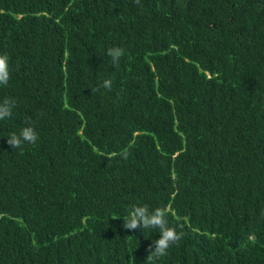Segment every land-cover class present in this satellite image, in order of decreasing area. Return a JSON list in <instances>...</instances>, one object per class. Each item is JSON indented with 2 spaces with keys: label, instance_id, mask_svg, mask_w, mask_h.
I'll return each mask as SVG.
<instances>
[{
  "label": "trees",
  "instance_id": "16d2710c",
  "mask_svg": "<svg viewBox=\"0 0 264 264\" xmlns=\"http://www.w3.org/2000/svg\"><path fill=\"white\" fill-rule=\"evenodd\" d=\"M0 54V264H145L134 205L158 264H264V0H0Z\"/></svg>",
  "mask_w": 264,
  "mask_h": 264
},
{
  "label": "clouds",
  "instance_id": "9594fccd",
  "mask_svg": "<svg viewBox=\"0 0 264 264\" xmlns=\"http://www.w3.org/2000/svg\"><path fill=\"white\" fill-rule=\"evenodd\" d=\"M135 3L140 5V0H135ZM106 54L111 58L115 66H119L126 52L120 46H113L107 49ZM10 78L9 57L6 54H0V86H7ZM100 87L110 91L112 81L105 79L98 88L92 91L98 92ZM16 107L17 101L14 98L6 97L0 100V121L11 118L13 110ZM26 123L27 126L23 127L19 133L13 132L7 136V143L14 150H22L26 144L35 145L39 140V134L35 127L31 123ZM121 155L126 160L129 156V151L124 149ZM171 214L167 206L150 210L147 205H134L129 215L123 218L124 223L122 227L126 230L154 229L160 233L159 239L154 240L146 249L148 255L145 264H158L161 258L167 256L170 249L184 238L185 232L183 230L178 231L177 226L170 223L168 217ZM262 215H264V212H262ZM117 218L120 217H114L113 219Z\"/></svg>",
  "mask_w": 264,
  "mask_h": 264
}]
</instances>
